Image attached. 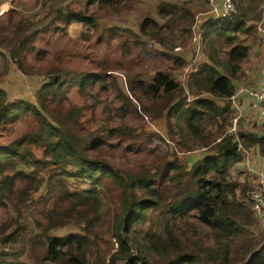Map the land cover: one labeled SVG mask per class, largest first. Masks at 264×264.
<instances>
[{
  "label": "trees",
  "instance_id": "obj_1",
  "mask_svg": "<svg viewBox=\"0 0 264 264\" xmlns=\"http://www.w3.org/2000/svg\"><path fill=\"white\" fill-rule=\"evenodd\" d=\"M120 1L86 0L85 11L66 5V1L51 4V0H43V5L48 16L55 15L50 26L53 23L57 27L59 23L63 26L79 23L89 27L95 21L94 14L88 13L90 8L96 3L99 8H113ZM235 1L237 14L203 25L204 37L216 33L224 43L229 41L227 61L217 56L216 51L209 53L212 63L199 64L189 74L186 87L162 70L157 71L149 82L138 81L143 92L148 96L152 93L155 99L163 101L157 116L166 111L173 120L168 121L169 134L178 147L189 153L197 149L208 152L192 165L189 160L175 155L160 171L144 167L134 173L119 175L84 154L77 135L69 126L57 128L35 105L28 103L27 107L22 101L11 102L7 92L0 89V130L11 121V116H19L24 110L32 112L39 126L32 137L27 135L26 138L45 147L52 164L70 165L75 170L67 172L69 175L91 183L88 188L76 190H71L68 184L46 186L52 196L68 201L70 207L50 209L46 212L47 223L37 222L46 237L45 255L39 264H264V233L255 235L256 216L247 194H243L254 186L231 176V169L244 160L246 150L258 147L264 156V123L262 134H234L229 130L234 118L231 100L236 91L234 79L240 77V64L249 51L248 45L235 41L238 39L236 33L248 30L242 0ZM161 12L177 14L173 6L166 3ZM39 16L36 13L29 18L21 17L13 24L18 37L3 36L0 39V44L8 42L2 44L10 52V55L2 53L4 58L8 56L7 60L13 59L19 67L23 50L36 49L35 37L39 33L28 32L34 20H40ZM148 24L149 20H145L142 29ZM173 60L181 67L186 63L179 56ZM2 74L0 70V76ZM51 75V81L41 91L49 87L57 90L69 80L79 81L84 87L103 82V74L99 72L79 73L55 67ZM126 97L132 100L128 95ZM218 100L223 103L219 104ZM80 111L78 107L72 108L68 123L76 121ZM142 112L151 114L147 106H143ZM207 125L215 126L216 132L209 134ZM41 162L45 160L38 159L29 146H24L23 140L0 148V207L7 205L5 199L14 200L18 214L23 216L22 205H27L34 193L44 186L45 178L34 171V165ZM6 167L10 168L7 173ZM166 169H169V185L159 189L156 177ZM106 176L121 189V209L114 217L111 233L118 242V249L109 258L93 248L98 246L97 234L91 237L96 232L101 213V192L97 184ZM72 220L79 223V232L65 237L50 233ZM10 225L5 221L0 226V242L4 244L0 264H26L21 260L23 251H6L10 245L5 244L14 241L16 234L26 230L27 225L17 221L15 229L8 232Z\"/></svg>",
  "mask_w": 264,
  "mask_h": 264
},
{
  "label": "rangeland",
  "instance_id": "obj_2",
  "mask_svg": "<svg viewBox=\"0 0 264 264\" xmlns=\"http://www.w3.org/2000/svg\"><path fill=\"white\" fill-rule=\"evenodd\" d=\"M17 1L20 6L17 10L19 12L15 13L8 10L2 14V9L6 6L0 4V39L3 36L9 39L12 36L18 37L13 24L21 17L29 18L36 13L40 14V20H34L28 33L36 31L39 34L35 37L36 49L23 50L19 59L20 67L13 59L8 61V56L4 58L2 54L10 55L6 46L2 45L8 42L0 44V70L4 73L0 76V89L7 92L9 101H22L27 107L31 103L57 128L69 126L77 135V142L84 154L107 165L119 175L134 173L144 167L160 171L163 164L175 155L182 160H189L190 165L196 161L197 152L182 151L170 137L168 121L173 120L168 117L167 112L157 116L162 110L163 101L155 99L152 93H149V97L138 81L149 82L157 71L162 70L186 87L189 82L187 73L191 68H196L197 64L191 65L194 62L191 57L197 55L195 45L204 47L206 58H209V53L216 51L222 60L229 59V41L224 43L216 33L199 39V31H195L196 24L201 29L202 25L196 16L207 11L206 0H121L113 8H99L96 3L88 10L89 14H94L95 19L89 27L79 23L69 26L59 23L58 27L53 26V23L50 26V20L55 15L48 16L47 10H43V0ZM63 1L76 10L85 11L86 0H51L50 3ZM164 3L172 5L177 14L162 13ZM145 20H149V24L142 29ZM250 37L252 41L255 35L251 34ZM236 42L241 41L237 39ZM249 52L240 64L241 77L235 78L238 84L245 86L244 70L252 69L255 73L260 67V64L255 63L264 60L262 53L255 55ZM178 56L186 61L183 67L173 60ZM209 61L212 63L210 59ZM55 67L79 73L99 72L103 74V82L84 87L79 81L69 80L59 85L57 90L49 87L41 91L51 81V73ZM222 69L224 70L220 67ZM126 95L132 100H128ZM218 102L223 103L220 100ZM143 106H147L151 114H144ZM74 107L81 111L76 115V121L68 123L69 111ZM38 126L34 114L24 110L19 116H11V121L0 130V148L23 140L24 146H29L38 159L45 160L34 165V171L45 178L44 186L34 193L27 205H22L23 216L18 214L14 200L5 199L7 205L0 207V226L5 221L9 222L11 227L8 232L15 229L17 221L27 225L26 230H20L16 234L14 241L5 244L10 245L6 251H23L21 260L26 264H39L45 255L46 237L37 222L46 224L50 209L70 207L68 201L52 196L46 186L68 184L71 190L91 186L88 180L68 174L75 170L74 167L52 164L45 147L26 138L27 135L32 137ZM207 130L209 134H213L216 127L207 125ZM9 170L6 167L4 171L7 173ZM168 174L169 169H166V172L156 177L159 189L169 185ZM101 181L97 184L101 192V213L96 232L91 237L94 238L97 234L98 246L93 248L109 258L115 249L111 233L114 217L121 209V189L107 176ZM243 194L246 196V191ZM256 220L254 232L256 236H260L264 233V227L257 218ZM74 221L50 233L56 237H65L79 232V223ZM2 245L4 246L0 242V251L3 250Z\"/></svg>",
  "mask_w": 264,
  "mask_h": 264
},
{
  "label": "crops",
  "instance_id": "obj_3",
  "mask_svg": "<svg viewBox=\"0 0 264 264\" xmlns=\"http://www.w3.org/2000/svg\"><path fill=\"white\" fill-rule=\"evenodd\" d=\"M262 1L264 0H242V5L245 10L244 18L246 20V27L248 30L245 32L236 33V35L238 36V40L249 46V54L253 53L258 55L262 53V56H264V2ZM20 2L23 1L21 0ZM0 4L1 6H6L2 9V14L4 12H8V10H11L12 13L19 12L17 10H19L20 4L17 0H0ZM16 4H18V6H16ZM42 8L44 10L43 3ZM209 8L210 7L208 5L207 11L203 15L201 14L196 16V18L199 19L200 25H202L201 29H203V25H206L212 18V15L209 13ZM194 27L197 31H200V26L196 24ZM251 34L255 35L252 41L250 40ZM193 41L195 40L193 39ZM195 51H197V55L191 57L194 61L191 65L197 63L196 68L193 67L190 69V72L187 73V78H189V74L192 71L198 68L200 63L210 62L209 58L205 57L206 55L204 52V47H201V45L197 47L195 45ZM255 64H260L259 69L255 71V73H253L252 69L244 70L245 74L243 73V77L246 79L245 84L247 86L238 84L236 82L237 80L234 79V84L236 87V102L233 104L232 101V108L234 118L237 117L238 121L236 123V130H231V127L235 126L233 121L232 126L229 129L230 132L234 134H237L238 132H252L258 134L263 133L262 126L264 123V115L261 114L260 109L257 106L253 105L255 101L247 90H254L258 88L262 81V68L264 67V60L256 62ZM194 152L198 153L197 158L195 159L196 161L208 153L204 149H197ZM259 171L264 172V156L260 154L258 147H253L245 151V158L243 161L233 166L231 169V176L233 179L247 181L249 184L255 186L259 179ZM260 225L264 227L263 223L261 222Z\"/></svg>",
  "mask_w": 264,
  "mask_h": 264
},
{
  "label": "built area",
  "instance_id": "obj_4",
  "mask_svg": "<svg viewBox=\"0 0 264 264\" xmlns=\"http://www.w3.org/2000/svg\"><path fill=\"white\" fill-rule=\"evenodd\" d=\"M207 4L209 5V13L212 15L210 21L214 22L220 18L230 16L237 12V6L235 0H206ZM196 33L197 30L195 29ZM199 39L204 36L203 29L197 33ZM249 93L252 95L254 102V106H257L260 109L262 115H264V67L262 68V81L258 88L251 90L247 89ZM233 104L236 102V95L234 94L231 97ZM238 118L235 117L233 119L234 125L231 130H236V123ZM259 179L254 186V188L247 190L246 194L248 197V202L251 204V207L254 211L256 218L263 223L264 225V172H258ZM114 240L115 249H118V242L116 239ZM109 264V262H108Z\"/></svg>",
  "mask_w": 264,
  "mask_h": 264
}]
</instances>
